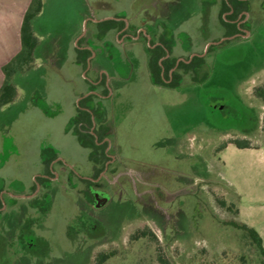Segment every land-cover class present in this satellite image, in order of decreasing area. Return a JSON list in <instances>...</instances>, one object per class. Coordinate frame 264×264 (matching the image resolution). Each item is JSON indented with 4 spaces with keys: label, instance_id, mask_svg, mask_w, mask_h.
Returning a JSON list of instances; mask_svg holds the SVG:
<instances>
[{
    "label": "rangeland",
    "instance_id": "rangeland-1",
    "mask_svg": "<svg viewBox=\"0 0 264 264\" xmlns=\"http://www.w3.org/2000/svg\"><path fill=\"white\" fill-rule=\"evenodd\" d=\"M188 1L181 0L185 14ZM48 7L43 30L73 18L71 0H48ZM258 24L246 41L211 47L204 82L174 90L154 89L141 79L127 84L120 103H108L110 152L122 163L108 179L121 175L115 183L125 185L122 175L129 172L137 179L135 193L126 190L118 198L113 188L110 202L95 193L100 198L95 196L99 208L93 215L81 199L82 183L79 189L59 186L45 213L32 200L17 199L2 210L0 264H96L97 255L108 252L114 254L103 264H258L242 233L227 225L245 222L264 245V102L255 94L264 84V21ZM182 28L190 31L194 49L219 38L217 27L198 17ZM176 43L183 50L190 46L183 35H176ZM18 89L28 102L0 113V193L21 195L42 171L41 149L44 158L57 153L77 170L84 168L87 151L64 132L72 81L27 72ZM246 107L254 112L250 120ZM43 108L57 113L48 117ZM232 140L250 148L227 144ZM218 201L233 204L238 214ZM139 231L146 235L131 240Z\"/></svg>",
    "mask_w": 264,
    "mask_h": 264
},
{
    "label": "flooded vegetation",
    "instance_id": "flooded-vegetation-1",
    "mask_svg": "<svg viewBox=\"0 0 264 264\" xmlns=\"http://www.w3.org/2000/svg\"><path fill=\"white\" fill-rule=\"evenodd\" d=\"M188 4L191 10L190 13L185 14L182 12L181 0H161L157 2L155 7L157 13L160 9L163 16L150 17L149 23L146 25L136 27L124 23L121 28L123 32L117 40L121 45L124 42L142 43L147 58V71L151 88L174 90L180 84L189 85L204 82L208 77L206 57L211 47L220 46L236 39L246 41L251 36L250 30L256 24L259 23L258 25H260L264 21V0H189ZM194 17L203 19L206 23L209 20L211 26L217 27L213 31L219 33V38L213 41L203 40L198 45L196 44L197 48L194 49L190 31L182 28L184 22ZM176 35L188 37L190 46L187 50H183L176 43ZM203 42L204 45L201 46ZM203 68L206 69L205 72H202ZM106 79L109 81L108 78ZM112 95L111 90L107 88L106 94L102 97L110 100ZM96 106L93 107V104H90L78 107L80 111L76 120L79 133L87 139L85 147L90 149V158L92 161L93 158L95 161L98 160L99 165L103 162V166L96 167L98 165L92 164L91 175L85 176L62 158L52 155L49 160L46 159V162L42 163V171L33 178L30 192L21 195L8 192L0 193V221L3 220L2 210L14 206L17 199L32 200L30 202L38 210L37 203L44 205L45 202H48V209L46 210L48 212L54 193L62 185L69 189H79L80 183L84 185L81 190L83 194L81 199H84L88 208L90 207L89 215H93L99 208H96V197L100 198V196L96 194L103 195L110 202L112 194H114L113 188L118 189V198L122 197L126 190L134 191L133 186L136 185L137 179L134 180L129 172L122 175L128 177L126 178L128 183L125 182V185H120L119 182L115 183L121 178V175H118L114 182L108 179L113 178V174H118L117 170L122 167V163L110 152L115 150L112 141L114 131L111 128L110 120L109 118L104 120L106 113L101 104L100 108ZM223 108L224 106L218 104L215 106V109L221 113ZM249 109L247 108L248 119L250 120L254 112ZM44 154L45 149H41L42 158ZM123 168L125 167L123 166ZM143 185L142 183L141 186L145 189V185Z\"/></svg>",
    "mask_w": 264,
    "mask_h": 264
},
{
    "label": "crops",
    "instance_id": "crops-1",
    "mask_svg": "<svg viewBox=\"0 0 264 264\" xmlns=\"http://www.w3.org/2000/svg\"><path fill=\"white\" fill-rule=\"evenodd\" d=\"M31 1L0 0V87L4 80L1 68L21 49L22 21ZM160 1L71 0L73 18L56 25L55 30L47 31L43 30L41 20L50 6L47 8L48 0H42L41 11L31 21L32 32L37 39L32 64L29 69L12 76L16 96L10 104L0 108V113L22 99L28 102V98L25 95L22 97L18 89L19 78L24 73L33 72L41 80L45 77H55L63 82L72 81V113L64 132L72 137L80 148L87 151L85 166L78 171L90 176L92 164L99 165V161H95V158L92 161L90 149L85 147L87 139L79 133L76 120L79 108L90 104L100 108L101 104L106 113L105 120L109 118L108 103L111 107L119 104L121 91L127 84L141 79L150 86L147 58L142 43L124 42L121 45L117 40L123 32L121 28L124 23L137 27L148 24L150 17L163 16L161 10L157 13L155 7ZM107 88L113 93L110 100L102 97ZM41 110L48 117L57 113H50L44 108ZM16 119L17 117L14 121ZM52 155L58 156L57 153ZM45 162L46 158L41 157L39 165Z\"/></svg>",
    "mask_w": 264,
    "mask_h": 264
},
{
    "label": "trees",
    "instance_id": "trees-1",
    "mask_svg": "<svg viewBox=\"0 0 264 264\" xmlns=\"http://www.w3.org/2000/svg\"><path fill=\"white\" fill-rule=\"evenodd\" d=\"M42 9V0H32L22 21L21 26V49L20 51L2 68L1 71L4 75L3 83L0 87V108L10 104L15 96L16 89L12 83V76L21 73L30 68L33 61V54L37 44V39L34 36L31 28L32 19L39 14ZM255 94L264 102V84L262 87L255 89ZM262 131L264 132V117L262 118ZM227 144H232L238 149L250 148L245 141L232 140ZM226 144L221 145V149L225 148ZM218 204L225 208L228 212L238 214V209L233 204H226L224 201H218ZM40 212L44 213L48 209V202L44 205L37 203ZM227 225L239 230L242 233L243 238L246 240L248 246L259 255L258 264H264V245L261 237L252 227L245 222L228 221ZM145 231H139L137 234L131 236V240H136L145 236ZM114 252L99 253L96 257V264H103L107 259L113 256Z\"/></svg>",
    "mask_w": 264,
    "mask_h": 264
}]
</instances>
